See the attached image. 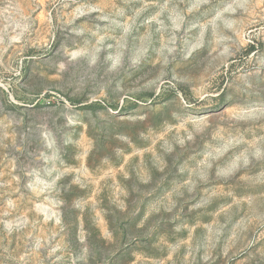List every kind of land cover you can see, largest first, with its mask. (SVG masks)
<instances>
[{
	"label": "rangeland",
	"instance_id": "obj_1",
	"mask_svg": "<svg viewBox=\"0 0 264 264\" xmlns=\"http://www.w3.org/2000/svg\"><path fill=\"white\" fill-rule=\"evenodd\" d=\"M0 264H264V0H0Z\"/></svg>",
	"mask_w": 264,
	"mask_h": 264
},
{
	"label": "trees",
	"instance_id": "obj_2",
	"mask_svg": "<svg viewBox=\"0 0 264 264\" xmlns=\"http://www.w3.org/2000/svg\"><path fill=\"white\" fill-rule=\"evenodd\" d=\"M253 49H254V47H253V46H251V47H250V50H253Z\"/></svg>",
	"mask_w": 264,
	"mask_h": 264
}]
</instances>
